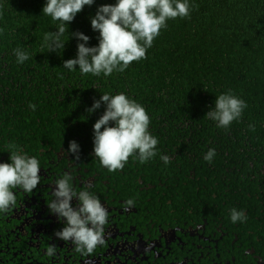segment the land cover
I'll return each mask as SVG.
<instances>
[{"label":"trees","instance_id":"obj_1","mask_svg":"<svg viewBox=\"0 0 264 264\" xmlns=\"http://www.w3.org/2000/svg\"><path fill=\"white\" fill-rule=\"evenodd\" d=\"M114 2L85 6L56 53L44 46V34L58 27L41 13L45 0H0V126L7 132L0 145L18 137L36 147L75 140L87 152L104 107L87 109L103 93H125L150 116L149 131L159 140L156 172L177 173L178 165L188 174L198 172L199 157L221 148L215 156L222 172L233 167L244 176L236 188L264 189V0H191L190 16L168 20L146 59L133 61L124 72L105 77L63 68L77 53L71 33L83 32L91 37L88 46H95L98 33L90 18L99 5ZM17 48L29 54L23 64L17 63ZM228 91L247 108L229 128L218 129L205 114ZM162 156L169 157L167 164Z\"/></svg>","mask_w":264,"mask_h":264},{"label":"flooded vegetation","instance_id":"obj_2","mask_svg":"<svg viewBox=\"0 0 264 264\" xmlns=\"http://www.w3.org/2000/svg\"><path fill=\"white\" fill-rule=\"evenodd\" d=\"M2 131L0 140L7 134L5 127ZM20 139L0 145V162H9V145L22 144L40 161L41 179L32 193L14 189L16 205L0 215V264H264V189L236 188L244 176L233 167L223 173L216 156L211 163L200 156V171L190 174L177 164V173L156 172L157 157L148 166L129 157L123 170L109 172L89 147L75 160L66 152L70 140L36 147ZM64 174L72 176L77 192L98 195L108 209L105 244L90 256L55 237L64 225L47 201ZM128 199L135 204L125 211ZM233 208L243 210L247 220L232 223ZM51 245L55 257L46 255Z\"/></svg>","mask_w":264,"mask_h":264},{"label":"clouds","instance_id":"obj_3","mask_svg":"<svg viewBox=\"0 0 264 264\" xmlns=\"http://www.w3.org/2000/svg\"><path fill=\"white\" fill-rule=\"evenodd\" d=\"M96 0H45L42 14L58 22L56 31L44 34V46L49 52L58 53L64 49L62 37L76 16L85 6L92 7ZM191 0H115L101 4L90 18L93 32L98 33V43L88 46L90 36L83 32L71 33L77 39L75 58L63 61V68L69 72L79 71L81 75L92 74L109 77L113 72H124L133 61L146 59L147 50L159 36L160 30L167 27V21L190 16ZM2 31V29H0ZM18 64L28 60L29 54L14 49ZM78 66V68H77ZM104 107V112L93 125V155L100 165L109 172L123 170L131 156L140 164L157 155L158 137L149 131L150 116L143 105L125 93H103L95 99L89 113ZM34 111L36 105L30 104ZM247 108V103L231 93L220 94L215 98L214 108L205 114L215 122L218 129H227L238 120ZM67 154L80 159V145L75 140L69 142ZM9 162H0V215L8 213L17 203L14 189L32 193L40 184V161L28 155L20 146L9 145ZM216 155L209 149L204 159L211 163ZM161 159L167 164L169 157ZM53 199L47 208L63 223V228L55 232V237L70 242L74 251L82 256H90L98 246L105 244V225L109 222L106 205L98 195L84 190L77 192L72 184V176L64 174L54 181ZM77 203L72 204L73 200ZM130 211L135 201H125ZM232 223L244 222L247 216L243 210L230 211ZM55 245L46 250V255L55 257ZM148 246L145 251H149Z\"/></svg>","mask_w":264,"mask_h":264}]
</instances>
